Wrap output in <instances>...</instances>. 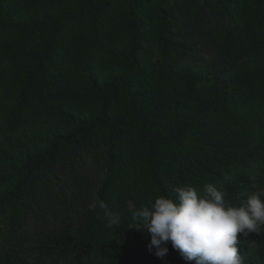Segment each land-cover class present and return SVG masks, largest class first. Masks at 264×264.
<instances>
[{"label":"trees","instance_id":"trees-1","mask_svg":"<svg viewBox=\"0 0 264 264\" xmlns=\"http://www.w3.org/2000/svg\"><path fill=\"white\" fill-rule=\"evenodd\" d=\"M209 183L264 186V0H0V264H195L132 213Z\"/></svg>","mask_w":264,"mask_h":264},{"label":"clouds","instance_id":"clouds-1","mask_svg":"<svg viewBox=\"0 0 264 264\" xmlns=\"http://www.w3.org/2000/svg\"><path fill=\"white\" fill-rule=\"evenodd\" d=\"M173 195H159L154 202L132 213V225L150 236L149 250L164 257L170 242L185 260L195 264H244L238 251V233L264 234V186L251 191L243 203L226 201L227 192L214 184L202 192L191 184L176 186ZM110 215L106 227L118 225Z\"/></svg>","mask_w":264,"mask_h":264}]
</instances>
